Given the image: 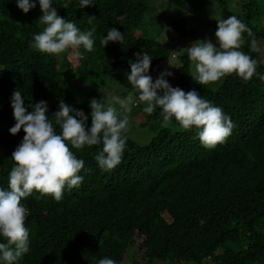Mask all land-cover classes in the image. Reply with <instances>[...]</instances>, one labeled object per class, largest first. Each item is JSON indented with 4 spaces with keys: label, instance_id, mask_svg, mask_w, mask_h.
I'll return each mask as SVG.
<instances>
[{
    "label": "trees",
    "instance_id": "trees-1",
    "mask_svg": "<svg viewBox=\"0 0 264 264\" xmlns=\"http://www.w3.org/2000/svg\"><path fill=\"white\" fill-rule=\"evenodd\" d=\"M166 1L185 6V0ZM258 2H244L237 18L251 29L252 36L243 34L247 54L258 61L257 73L264 76V58L252 48L253 39L256 45L264 43V10ZM36 4L25 14L16 0H0V188L5 190L15 166L12 153L25 135L23 129L15 136L10 133L16 123L15 91L21 90L29 112L34 103L47 102L49 118L63 100L85 113L90 129V101L107 100L99 79L108 78L130 92L129 61L137 53L152 57L148 74L153 81L172 56L169 41L139 32L148 10L143 0H92L84 8L80 0H68L58 15L81 31L95 28L93 50L80 46L43 54L32 47L34 36L45 27L34 16ZM90 16L96 17L92 24ZM175 25L181 32L182 26ZM112 28L124 34L123 44L109 42L105 47L101 38ZM190 64L183 52L171 70L177 77L173 87L196 90L231 117L234 128L225 142L206 148L199 129L186 130L172 118L145 145L127 138L121 163L110 171L95 159L102 143L81 149L69 144L84 161L82 183L66 186L60 201L36 191L22 201L28 209L29 252L17 264H98L103 258L121 264L132 247L146 264H264V80L254 75L245 82L231 74L211 89L193 80ZM80 83L87 89L78 99ZM161 111L142 113L146 119L139 126L163 122ZM0 243L7 241L0 236Z\"/></svg>",
    "mask_w": 264,
    "mask_h": 264
},
{
    "label": "clouds",
    "instance_id": "clouds-1",
    "mask_svg": "<svg viewBox=\"0 0 264 264\" xmlns=\"http://www.w3.org/2000/svg\"><path fill=\"white\" fill-rule=\"evenodd\" d=\"M38 2L43 12L38 22L45 27L34 36L33 48L49 55H58L80 46L89 52L93 50L95 28L81 31L74 22L58 15L53 0ZM16 3L25 14L37 6L36 0H16ZM91 4L92 0H80L81 8ZM95 18L90 16L88 23L92 24ZM216 22L215 36L219 47L211 39L195 41L186 49L172 51L169 66L174 67L178 53L187 52L194 65L191 77L199 85L218 82L231 74H237L245 82L254 75L264 80V76L257 73L258 61L241 50L245 43L243 34L252 36L251 29L235 15ZM123 40L124 34L112 28L106 37L101 38V44L105 47L109 42L123 44ZM252 48L259 51L255 39ZM151 61L152 57L146 52L143 55L137 53L136 60L129 61L131 71L127 74V80L136 90L135 96L131 93L126 98L113 96L107 106L95 98L90 101V129L87 128L88 117L85 113L63 100L59 103V110L49 118L47 102L34 103L29 112L21 90L14 92L12 108L16 123L10 133L15 136L23 129L25 135L12 153L11 160L15 166L9 175L8 189L0 188V236L7 241L0 243L2 264H17L29 252V229L25 226L28 209L22 201L34 191L60 201L66 186L75 188L82 183L83 177L79 173L85 164L74 155L69 144L81 149L85 145L91 147L102 143V150L95 156L102 170H113L121 163L127 141L124 133L130 123L127 114L133 106L144 104L143 111L147 114L160 108L163 127H168L175 118L186 130L193 127L199 129L198 138L206 148H214L231 135L234 124L222 108L202 98L196 90L185 92L179 87H172L166 79L173 75L169 71L161 73L153 81L148 74ZM114 104L120 106L123 114L117 111ZM54 124L59 126V133ZM98 264H116V261L103 258Z\"/></svg>",
    "mask_w": 264,
    "mask_h": 264
},
{
    "label": "rangeland",
    "instance_id": "rangeland-1",
    "mask_svg": "<svg viewBox=\"0 0 264 264\" xmlns=\"http://www.w3.org/2000/svg\"><path fill=\"white\" fill-rule=\"evenodd\" d=\"M143 1L148 10L143 18L144 25L142 26V30L139 32H143L145 36L147 35L148 37L157 39L160 42L169 41V50L172 55V51L179 52L181 49H185L187 45L191 46L192 43L198 40L211 39V41L219 47L215 36V32L218 27L216 20L226 19L232 15L240 18L242 13L241 7L244 2L248 0H185L184 7L171 6L167 4L166 0H149V2L148 0ZM257 1L259 2L256 6L264 10V0ZM67 2L68 0H54L53 7L56 8L59 13L61 7L66 5ZM42 15L43 12L38 4V8L34 10V16L36 17L37 22ZM260 21L262 23V27L264 28V17L260 19ZM176 22L182 26L181 32L176 29ZM38 24L43 28L42 24L39 22ZM184 31H186V35L183 34ZM256 46L259 48V51L264 58V43H258ZM241 50L245 53L249 52L246 42L242 46ZM182 54L183 53H178L176 55L175 61L173 62L174 67H170L168 64L161 73L165 71L171 72L172 69L178 66ZM190 66L191 73L193 74L194 65L192 62ZM160 74L155 78V80L160 76ZM166 79L172 87L177 82L175 74L166 77ZM99 81H103L99 88L104 91L107 97L105 103L106 106L113 96L126 98L130 93L134 96L136 95L135 89L127 92L108 78H103L102 80L99 79ZM221 81L222 79L218 82L209 83L208 86L211 89L216 88ZM79 88H82V91H80ZM86 89L87 85L84 83L78 84L75 90L76 97L78 99L82 97L84 94L83 91ZM114 107L117 108L119 113L123 114L118 104H114ZM144 107V104H139L136 108L132 107L131 112L127 114L130 122L129 127L126 133H124L128 139L137 142L140 145L147 144L151 137L156 134L158 129L163 127V122L158 120H152L145 126H139V122L146 119L145 115H142V113H145L143 111ZM3 128L4 125L1 124L0 129ZM121 264H146V261H143L140 253L132 247L128 250L125 259ZM153 264L159 263L154 262ZM204 264L212 263L205 262Z\"/></svg>",
    "mask_w": 264,
    "mask_h": 264
}]
</instances>
